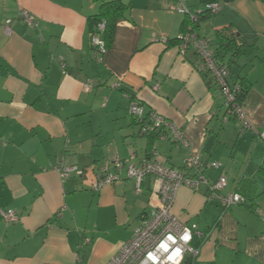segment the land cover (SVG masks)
<instances>
[{
    "label": "crops",
    "instance_id": "1",
    "mask_svg": "<svg viewBox=\"0 0 264 264\" xmlns=\"http://www.w3.org/2000/svg\"><path fill=\"white\" fill-rule=\"evenodd\" d=\"M102 1L0 0V209L19 214L14 223L0 216V264H106L131 237L156 200L154 177L137 190L125 166L113 167L131 153L135 161L153 159L147 134L128 113L132 99L144 105V117L153 110L181 133L172 141L167 128L153 140L157 161L179 169L190 155L218 161L206 176L225 175L222 192L245 198L224 208L203 184L177 189L172 213L197 225L191 246L198 252L182 264H264V4L213 1L219 11L197 28L211 41L215 30L230 28L258 48L246 73L240 58L229 75L230 84L250 82L243 127L220 89L207 84L195 50L183 52L175 41L185 18L179 7L196 11L202 0H120L131 9L99 56L87 17ZM58 162L86 174L62 180ZM106 165L119 179L93 190Z\"/></svg>",
    "mask_w": 264,
    "mask_h": 264
},
{
    "label": "built area",
    "instance_id": "2",
    "mask_svg": "<svg viewBox=\"0 0 264 264\" xmlns=\"http://www.w3.org/2000/svg\"><path fill=\"white\" fill-rule=\"evenodd\" d=\"M211 14H215L220 9L218 2H210L204 5ZM179 11L189 17L191 22H196L200 11H191L181 4ZM19 16L31 27L35 26V16L26 10H21ZM10 19L4 23V31L10 32ZM103 22L98 24V29H102ZM188 25L178 35V46L184 52L193 48L198 54L203 65L212 74L218 88L222 92L230 116L238 117L243 127L249 126L250 122L246 118V113L241 105L237 103L236 97L240 92L238 83H229V69L226 64H217L212 53L209 40L196 35V32ZM91 45L95 47L97 54L102 56L106 48L94 33L91 38ZM114 88L119 87V83L113 84ZM144 105L139 101L132 99L128 104V113L140 123V131L148 134L153 131L169 129L172 133V141L180 139V131L174 127L168 120L157 112L151 110L144 117ZM264 140V130L259 133ZM148 154L153 159H142L135 161V155L131 153L125 159H116L113 167L116 170L126 167V175L136 181V189L140 190L141 184L149 177H154L152 187V196L156 200L150 201V213L135 227L131 237L123 242L117 253L114 254L106 264H182L185 254L190 253L195 256L198 248L191 246L193 235L196 233L197 225L195 223L186 224L181 222L171 211L175 192L180 186H186L191 189H197L201 184L205 185L209 191V197L218 199L224 208L233 204H244L245 198L238 192L223 193L227 178L220 175L216 180L210 181L205 172L208 167L217 168L220 163L212 160L203 162L198 155H190L182 162V167L176 168L170 165H164L154 157L157 152L154 144L148 149ZM55 169L59 172L62 180L76 175L86 174L85 167L77 165H65L58 162ZM119 179L117 172H109L106 165L91 183L93 190H99L104 185L110 184ZM1 218L7 223L18 221L19 214L13 209H0Z\"/></svg>",
    "mask_w": 264,
    "mask_h": 264
},
{
    "label": "trees",
    "instance_id": "3",
    "mask_svg": "<svg viewBox=\"0 0 264 264\" xmlns=\"http://www.w3.org/2000/svg\"><path fill=\"white\" fill-rule=\"evenodd\" d=\"M213 1L216 0H202L203 3L202 8L196 10V11H200L196 22L194 23L191 22L189 20V17L185 16L182 25L183 29L181 30V32L185 30V28L188 25L192 24L191 27L196 32L197 36L209 40L211 50L216 59L217 64H222V63L226 64L228 66L229 75H230L232 68L237 64L238 59L242 57H250V56L252 57L253 55H256L258 52V48L254 43H249L247 41L241 40L239 37L235 35L233 30H231L230 28H221L215 30L213 32L212 41L209 38L205 36H201L199 34L197 30L199 21L204 17H208L212 15L209 12V10L204 7V5L206 3H210ZM258 1L264 4V0H258ZM130 9H131L130 4L124 3L120 0L102 1L99 4L96 13L91 14L87 17V30L90 34V38L94 33L98 34L105 48L106 49L109 48L114 39V33L117 23L120 20L127 18ZM100 22H103L104 25L102 29L99 30L98 24ZM175 41L176 44L179 42L178 36L176 37ZM201 73L205 78L207 84L215 85L218 88L212 74L204 65H203V69L201 70ZM238 84L240 86V92L236 97V101L238 104L242 105L243 100L245 99L249 91L250 82L243 77L241 78ZM161 135H164L162 134V130L153 131L147 134L148 149L152 145L153 140L159 138Z\"/></svg>",
    "mask_w": 264,
    "mask_h": 264
},
{
    "label": "rangeland",
    "instance_id": "4",
    "mask_svg": "<svg viewBox=\"0 0 264 264\" xmlns=\"http://www.w3.org/2000/svg\"><path fill=\"white\" fill-rule=\"evenodd\" d=\"M256 57H258V55L256 54V55H253L252 56V59H254L255 60V58ZM257 59V58H256ZM255 62V61H254ZM253 62V63H254ZM239 63L242 65V71H243V73H246L247 71H248V69H250L251 68V66H250V63H251V56L250 57H248V58H246V57H244V58H241L240 60H239ZM242 73V74H243Z\"/></svg>",
    "mask_w": 264,
    "mask_h": 264
}]
</instances>
